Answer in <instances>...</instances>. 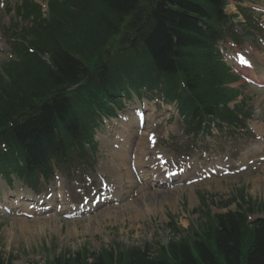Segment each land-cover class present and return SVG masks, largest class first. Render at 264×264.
I'll use <instances>...</instances> for the list:
<instances>
[{
  "label": "trees",
  "instance_id": "1",
  "mask_svg": "<svg viewBox=\"0 0 264 264\" xmlns=\"http://www.w3.org/2000/svg\"><path fill=\"white\" fill-rule=\"evenodd\" d=\"M195 1L201 0H74L68 4L52 6L54 27L42 39L41 51L50 55V62L35 60L28 66H14L13 84L0 81V125L15 122L10 142L25 149L30 160L41 157L44 144L52 142L55 120L66 118L67 103L56 101L51 106L46 102L41 115L31 119L22 115L32 105L34 97L57 91L75 80L84 65L81 58L93 63L100 62L98 43L105 35L120 25L125 18L134 15L141 4L152 11L153 33L145 40L146 49L154 56L159 71L175 75L182 73L190 91L202 99L205 109L214 108L207 99H212L214 88L207 86L204 78V58L198 49V15L201 13ZM210 4V1L207 0ZM156 2H158L156 4ZM192 2V3H191ZM28 12L37 21L39 9ZM63 18L64 25L57 22ZM40 41V40H39ZM89 63V64H91ZM88 64V63H87ZM47 97V96H44ZM58 97V96H54ZM45 99L41 98L40 101ZM15 117L18 119L15 120ZM26 121L23 125L20 122ZM10 133V131L8 132ZM251 212V210H249ZM200 229L181 240L173 239L167 246L152 255L151 246L132 248L125 252L107 251L94 264H264V220L247 223L246 213L206 215ZM183 234V233H182ZM86 256H62L46 264H88ZM0 264H12V260L0 259Z\"/></svg>",
  "mask_w": 264,
  "mask_h": 264
},
{
  "label": "rangeland",
  "instance_id": "2",
  "mask_svg": "<svg viewBox=\"0 0 264 264\" xmlns=\"http://www.w3.org/2000/svg\"><path fill=\"white\" fill-rule=\"evenodd\" d=\"M21 1L0 0V17H3L2 24L4 27H13L14 23L19 22L17 16L13 12L9 13V11L10 9L14 10L15 6H19ZM36 1L46 6L45 0ZM259 1V5L263 7L262 1ZM5 10H7L6 13ZM2 62L4 61H0V65ZM252 87H247L244 90L247 109L252 108L254 110V116L250 122L251 128L264 133V89ZM161 112L162 114L164 112V114L160 122L148 130V132L157 130L161 138L164 137V140L158 146L159 151L185 153L192 147L195 149L200 147L199 143L194 146L186 141L182 135L183 130L180 121L177 123L168 122L169 125H167L166 122L169 121L170 114L165 110ZM173 134L176 135V143L168 140ZM258 139V137H252L251 135L247 140L244 138H238L237 140L235 138L229 140L212 139L209 145L202 144L204 151H198L195 156L200 157L201 162H208L206 155H211L213 158H226L230 154L234 161L239 159L237 162H241L245 148L256 144ZM112 145L99 147L98 156L96 155L95 158V168L91 172L88 171L93 181H98L104 163L116 170L117 167L124 168L123 165L117 166L116 161L111 160L110 153L116 151ZM209 150H212V153H209ZM261 157H264L262 147L258 151L252 152L251 150V154L247 155V159L254 165L249 167L246 172L233 176L214 177L212 180H206L207 183L201 184L199 182L195 184L194 193L197 197L195 200L190 198L191 192H193L192 189H182L178 194L173 192V189H163L165 193L156 194V197H158L156 200L154 198L150 201L144 199L145 205L151 204L154 208H159V212L148 216L149 213L144 211L147 216L135 222L131 221L127 214L121 215L117 212L119 219H110L106 214L100 216L101 211L105 212L104 209L115 203L104 205L99 211L91 214V217L88 215L76 220L66 219L65 215L55 213V215H51L53 220L44 225L45 230L42 229L43 227L35 226L33 219H23L22 215L7 218L0 214V257L5 261L13 259L14 264H46L55 257L64 254L67 256L73 255L84 248H87L89 252H98L101 247L111 248L116 244L126 247H138L149 242L157 243V248L167 245L174 237L169 229L170 220L172 219L179 228L188 230L191 235L200 229L202 216L207 211L202 206L201 196L214 197L213 202L215 205L211 208L212 214L224 213L226 209L223 206L229 204V202H231L230 210H237L238 204H243L241 194L245 197L247 203L252 202L264 206V163L258 161ZM148 158L152 162L154 155L151 154L145 159V163L148 164L146 168L149 170L151 163H148ZM126 170L131 173L129 169ZM234 170L237 171V168H234ZM105 174L107 175V181L111 183L113 181L112 174L110 172ZM66 184H68V181H66ZM69 185L72 187L75 184L71 183ZM183 187L188 186L184 184ZM47 194H49L48 191ZM166 195L170 200L178 197L177 204L164 203L161 205V199H167ZM74 201H77V199H74ZM249 205L252 206V204L246 206ZM259 214L252 216V218L262 217L264 209H262L261 215ZM88 222L92 223L90 228L85 227ZM29 226H31V229ZM52 228H56V231ZM69 232L72 235L69 236ZM176 238L178 237L176 236Z\"/></svg>",
  "mask_w": 264,
  "mask_h": 264
},
{
  "label": "bare ground",
  "instance_id": "3",
  "mask_svg": "<svg viewBox=\"0 0 264 264\" xmlns=\"http://www.w3.org/2000/svg\"><path fill=\"white\" fill-rule=\"evenodd\" d=\"M123 137H125L124 132L121 133V138H123ZM127 140H128V142H131L132 136L128 135ZM148 150H150V149L149 148L145 149L144 146H142V145H140L139 150H135V152H134V150H132L133 151L132 154L135 155V162L136 163L142 162V160H144V158L147 156ZM128 155L129 154H128L127 150H119L117 152H114L111 155L112 159L116 158L118 165L124 166V168L118 167V168H122L124 170V172L118 170V168H117V170L112 168L111 170H113V171H111V173H112L113 177H115L118 182H121L122 180L127 181V184L129 186L130 190L124 192L123 189L121 188V186H114L116 188L115 189L116 198L120 200V204H122V205H120L118 207H115V206L110 207V208L106 209L105 212H103V211L100 212V216L102 214H106V215H108V217L110 219H119V216L117 213H119L121 215L127 214L128 217L130 218V220L135 222V221H138L140 218L147 216V214L145 212L149 213L148 216H151L152 214L159 212V208H154L151 204L145 205L146 202H144V199H147L146 201H150L153 198L156 200L158 198V197H156V193L159 194L160 191L151 189L152 187H159L158 185H156L153 182V178L151 181L148 180L147 178L142 179L147 184L144 183L143 185H140L137 182V179H134V177L128 173V171L126 169H128V165H130V163H131L130 159L128 158ZM141 166H142V163H141ZM155 174L160 176L159 171H157ZM115 184H116V182H115ZM134 193H137L136 197H134ZM128 198H130V200H128ZM135 198H137V199L135 200ZM166 198L167 199H161V202H160L161 205H163L164 203H169L170 205H171V203H176V197H174L173 199L170 200V199H168V196L166 195ZM143 202H144V204H143ZM13 206H14V203H10L8 205V207H13ZM41 218H43V217H41ZM41 218L34 220L33 223L35 224V226H40L41 228L43 227L42 229L45 230L44 225L47 224L48 222H50L51 220H53V217L49 218V219L40 220ZM91 226H92V223L88 222L85 227L90 228ZM29 228L31 229V226H29ZM52 230L56 231V228H52ZM69 231H71V230H69ZM68 235L70 236V235H72V233L69 232Z\"/></svg>",
  "mask_w": 264,
  "mask_h": 264
},
{
  "label": "snow or ice",
  "instance_id": "4",
  "mask_svg": "<svg viewBox=\"0 0 264 264\" xmlns=\"http://www.w3.org/2000/svg\"><path fill=\"white\" fill-rule=\"evenodd\" d=\"M245 63H246V61H245Z\"/></svg>",
  "mask_w": 264,
  "mask_h": 264
}]
</instances>
